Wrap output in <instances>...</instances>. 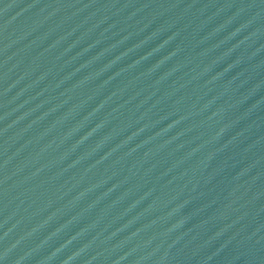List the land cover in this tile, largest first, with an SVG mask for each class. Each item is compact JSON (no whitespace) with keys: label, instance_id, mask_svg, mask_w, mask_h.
<instances>
[{"label":"water","instance_id":"1","mask_svg":"<svg viewBox=\"0 0 264 264\" xmlns=\"http://www.w3.org/2000/svg\"><path fill=\"white\" fill-rule=\"evenodd\" d=\"M0 264H264V0H0Z\"/></svg>","mask_w":264,"mask_h":264}]
</instances>
